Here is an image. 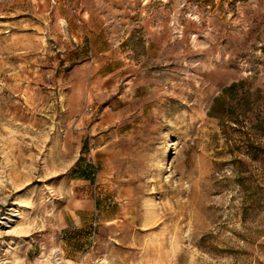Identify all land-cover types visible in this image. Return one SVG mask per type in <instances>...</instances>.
<instances>
[{"label": "rangeland", "instance_id": "rangeland-1", "mask_svg": "<svg viewBox=\"0 0 264 264\" xmlns=\"http://www.w3.org/2000/svg\"><path fill=\"white\" fill-rule=\"evenodd\" d=\"M0 264H264V0H0Z\"/></svg>", "mask_w": 264, "mask_h": 264}, {"label": "trees", "instance_id": "trees-1", "mask_svg": "<svg viewBox=\"0 0 264 264\" xmlns=\"http://www.w3.org/2000/svg\"><path fill=\"white\" fill-rule=\"evenodd\" d=\"M244 83V80H241L239 82H233L229 87L225 88L223 93H221L218 97L215 98L213 105L211 107L210 113H215L217 107H221L225 104L224 98H225V92L227 91H234L237 89L241 84Z\"/></svg>", "mask_w": 264, "mask_h": 264}, {"label": "bare ground", "instance_id": "bare-ground-1", "mask_svg": "<svg viewBox=\"0 0 264 264\" xmlns=\"http://www.w3.org/2000/svg\"><path fill=\"white\" fill-rule=\"evenodd\" d=\"M16 208L10 209V210H12V212L10 213V217L8 218V221L6 222L8 227H11L13 225V223H15L17 221V219L19 217H21V214L19 212H17L18 209H16Z\"/></svg>", "mask_w": 264, "mask_h": 264}]
</instances>
